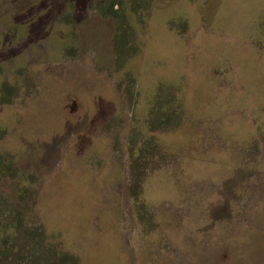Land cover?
I'll return each mask as SVG.
<instances>
[{"label":"rangeland","instance_id":"rangeland-1","mask_svg":"<svg viewBox=\"0 0 264 264\" xmlns=\"http://www.w3.org/2000/svg\"><path fill=\"white\" fill-rule=\"evenodd\" d=\"M261 121L264 0H0V264H76L74 206L87 264H264Z\"/></svg>","mask_w":264,"mask_h":264},{"label":"trees","instance_id":"trees-1","mask_svg":"<svg viewBox=\"0 0 264 264\" xmlns=\"http://www.w3.org/2000/svg\"><path fill=\"white\" fill-rule=\"evenodd\" d=\"M166 81L167 82H165L166 84L164 85L165 86L164 92L166 93V101H167V103L162 104L161 107H159V108L155 107L154 109L150 110V111L153 112V117L152 118L147 117V119H148V122L150 121V125L151 126L153 125V123H160L159 121L164 123L168 119L170 121L172 119H174V118H177L178 120L182 119L183 112H182L181 109L184 110V106H183L184 103H183V100L179 97L178 92L175 91L172 88V87H174V88L178 89L179 86L174 84V83H169V82H171V80H166ZM160 95H161V99L163 101H165L164 95L162 93L158 92L157 97L160 98ZM174 96H176L178 99L175 98ZM171 100H175V101H173V102H175V103H173L174 106H172L170 104ZM161 112H162V115H163L162 117H161ZM163 112L166 115H164ZM257 128H258V134L257 135H259L260 137H263V140H264V121L257 122L256 123V129ZM228 133H230V132H228ZM233 133H236V131L233 132ZM161 135L162 134H159V137ZM255 135H256V133L254 134V136ZM141 136H144V135L141 134ZM248 137L250 139H244V140L250 142L251 144L249 146H246L244 143H247V142L246 141H242L240 143V146L244 147L242 149L246 148L245 150H251L254 147L253 146V143H254L253 141L254 140L252 139V137H250V135H248ZM145 138H146V136L144 137V139ZM154 138L155 137L151 136L149 139L146 140L145 144H148L149 140H152L153 142L152 141L151 142L155 143V144L156 143L159 144V142H156V140H159V141L164 140V139H162L163 135L161 136V138H158V139H154ZM176 145H178L177 142L172 143V147H175ZM183 163L185 164L186 162L184 161ZM66 167L67 166H64V168H66ZM174 167H175V165H172V169H174ZM174 174H175V172L168 173V177H165V173H163V174L161 173V174H159V176H160L161 180L166 181V182H168V183H170L172 185V181L174 182ZM76 185H80L79 190H83L84 189L83 185L85 187V183H76ZM136 187L137 188H135L133 190L136 193V196H137L136 200L141 205V207H143V205H144L143 203L144 202H141V200H142L141 197L145 196L144 193L146 192V189H144V187H140L139 188L138 185H136ZM85 189H87L86 191H88V188H85ZM38 192L36 194H38ZM176 194H177V197L175 198V200L179 198V201H178L179 204H180V201H186L185 200L186 197L180 193L179 189H177ZM180 196L182 197V199L180 198ZM147 197L149 198L148 194H147ZM45 198H46V195L44 194L40 198V201L43 202ZM57 209H58V206H57ZM66 209H70L69 206H67ZM96 212H97V208L95 207V204H93L92 209H91V214L95 215ZM56 213H52V212L50 213L55 218V219H53V222H52L53 223L52 227H55V228H53L52 230L49 229V227H51L52 223L48 224V222H47V224H46V222L44 223V220H42V219H40V221H39V225H40V228L42 229V233H43V235H45L47 237L45 242L47 241L46 243L48 244L50 249H56L58 252L64 254L63 257L65 259H67V254H70V253L73 252V246H74V250L77 247L78 248V255H75V257H74L75 258V263L76 264H87V262H89L91 258H89V259L85 258L87 252H85L84 244L87 243V241L89 239L91 241V239H93V238H89L88 236L82 235L79 230H81L80 226L82 224H84V222L86 220H88L89 217L81 215L83 213L82 209H80V207H77V206H74V209L72 207L69 210L68 213L62 212V211H59V210ZM140 214H142L141 215V217H142L146 213L140 212ZM98 217H99V219L102 220L100 214L98 215ZM67 219H68L69 222H71L73 224V226L75 228L74 234H73V236L70 239H68L66 237L67 232H66V230H64L65 226L62 227L63 226L62 223H64V221H66ZM148 221L151 222L150 219H148L147 222ZM150 222L147 223L146 228H145L146 230L149 229V225H150L149 223ZM75 223L78 224V228H77V226H75ZM85 228H88V227L85 225L84 229ZM91 245H92V243H91ZM106 253H108V257L107 258L109 259V263L118 264L117 263V259H116V257L120 255V252H119L118 249H108V251ZM112 255H114V256H112Z\"/></svg>","mask_w":264,"mask_h":264}]
</instances>
